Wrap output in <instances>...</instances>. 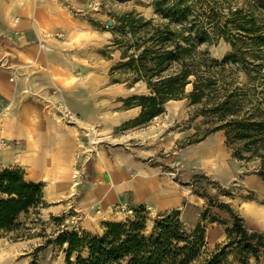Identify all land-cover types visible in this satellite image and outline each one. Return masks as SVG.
<instances>
[{
	"label": "rangeland",
	"instance_id": "rangeland-1",
	"mask_svg": "<svg viewBox=\"0 0 264 264\" xmlns=\"http://www.w3.org/2000/svg\"><path fill=\"white\" fill-rule=\"evenodd\" d=\"M203 1L186 0L190 5L189 15H202L206 11ZM214 1L213 11L221 15V21L229 9L239 6L245 9L242 0ZM65 8L70 15L80 18L69 38L74 49L81 55L88 53L92 77H106L105 84L92 96L95 119L89 125V150L96 155V160L97 149L112 151L109 163L112 171L117 165L116 157L122 154L121 159L127 165V179L122 180L120 193L110 197L113 200L94 204L89 215L79 217L70 207L55 215L47 216L38 210V213L22 216L24 225L19 231L0 237V264H66L65 246L55 244L59 233L74 230L100 235L105 222L132 218L129 208L138 205L145 206L146 232H150L154 220L172 210H179L181 219L192 228L199 220L198 213L205 210L206 219L200 221L205 227V243L199 261L226 241V229L232 226L230 213L226 208L217 207L218 203L227 204L238 214L247 230L264 234V181L255 173L258 162L235 159L224 143L223 131L204 135L207 125L205 118L197 113L199 106L191 105L187 97L171 100L165 104L163 114L146 123H133L139 107H129L125 101L133 95L147 94V90L132 81V74L112 69L119 62L120 53L111 46L112 34L108 29L114 23L113 15L128 12L159 19L161 14L156 11L154 0H87L83 5ZM248 42L241 45L246 47ZM232 50L228 41L219 38L209 46V55L220 60ZM258 62L259 73L247 74L236 69L235 62L229 60L224 74L233 73L236 84L249 93H256L264 87V55ZM190 90L191 85H188L184 95ZM74 121L75 116L66 123ZM95 164L92 176L101 183L105 180V169L102 162ZM115 182L112 178V183ZM205 194L211 199L203 197ZM101 198L107 199L108 195ZM227 259L238 264L230 249ZM246 264H264V252L257 258L250 256Z\"/></svg>",
	"mask_w": 264,
	"mask_h": 264
},
{
	"label": "trees",
	"instance_id": "trees-1",
	"mask_svg": "<svg viewBox=\"0 0 264 264\" xmlns=\"http://www.w3.org/2000/svg\"><path fill=\"white\" fill-rule=\"evenodd\" d=\"M242 2L245 9H229L222 21L213 11L214 0L202 2L206 10L202 15H189L186 0H154L159 19L135 12L113 15L114 23L108 30L120 60L112 69L132 74V81L147 90V94L125 101L129 107H139L133 123H146L163 114L167 102L187 97L205 118L204 135L223 131L232 156L242 162H258L255 173L264 181V87L249 93L236 84L233 73L224 74L229 60L247 74L260 71L264 0ZM219 38L233 48L220 60L209 55V46ZM245 41L249 42L243 47ZM188 85L191 90L184 95ZM203 197L211 199L206 194ZM45 206L41 184L27 181L22 169L0 172V237L19 231L24 225L22 216L38 213ZM217 207L228 210L232 226L226 229V241L202 261L205 227L200 221L206 219L205 210L198 213L199 220L192 228L181 219L179 210H172L154 220L146 232L145 206H132V218L105 222L100 235L63 231L55 244L65 246L66 264H233L227 259L229 249L238 264H246L250 256L257 258L264 252V234L247 230L227 204L218 203Z\"/></svg>",
	"mask_w": 264,
	"mask_h": 264
},
{
	"label": "crops",
	"instance_id": "crops-1",
	"mask_svg": "<svg viewBox=\"0 0 264 264\" xmlns=\"http://www.w3.org/2000/svg\"><path fill=\"white\" fill-rule=\"evenodd\" d=\"M86 1L0 0V172L20 168L27 181L41 184L47 206L39 212L47 216L70 207L89 215L127 179L122 154L112 171V151L97 149L96 160L88 147L92 96L106 77H92L88 53L74 49L69 38L80 18L65 8ZM59 102L75 116L72 124L58 118ZM97 161L105 169L101 183L92 176Z\"/></svg>",
	"mask_w": 264,
	"mask_h": 264
},
{
	"label": "built area",
	"instance_id": "built-area-1",
	"mask_svg": "<svg viewBox=\"0 0 264 264\" xmlns=\"http://www.w3.org/2000/svg\"><path fill=\"white\" fill-rule=\"evenodd\" d=\"M56 111H57L59 119L65 121V122H71L73 120L74 115L72 114V112L68 109V107L64 103H62V102L57 103ZM0 143L2 145L5 144L2 139H0ZM74 218L75 217L72 216V222H75Z\"/></svg>",
	"mask_w": 264,
	"mask_h": 264
}]
</instances>
